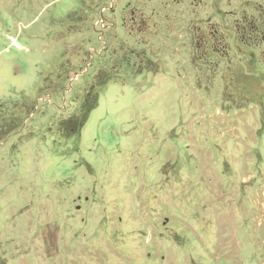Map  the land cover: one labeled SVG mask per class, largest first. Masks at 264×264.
I'll use <instances>...</instances> for the list:
<instances>
[{"label":"rangeland","instance_id":"374dc122","mask_svg":"<svg viewBox=\"0 0 264 264\" xmlns=\"http://www.w3.org/2000/svg\"><path fill=\"white\" fill-rule=\"evenodd\" d=\"M0 264H264V0H0Z\"/></svg>","mask_w":264,"mask_h":264},{"label":"trees","instance_id":"16d2710c","mask_svg":"<svg viewBox=\"0 0 264 264\" xmlns=\"http://www.w3.org/2000/svg\"><path fill=\"white\" fill-rule=\"evenodd\" d=\"M92 104H93V102H92V101H90V106H91ZM87 112H88V111H87ZM77 119H79V118H77ZM77 119H76V120H77ZM71 120H75V119L73 118V119H71ZM84 120H86V117H85V119H84ZM65 122H66V121H65ZM82 123H84V121H82ZM84 124H85V123H84ZM73 129H74V128H73ZM73 129H72V130H73Z\"/></svg>","mask_w":264,"mask_h":264}]
</instances>
